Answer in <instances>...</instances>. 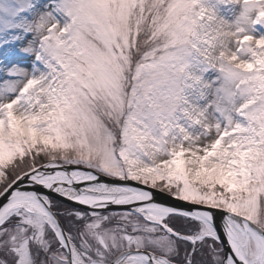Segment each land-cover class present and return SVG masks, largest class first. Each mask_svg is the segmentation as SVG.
<instances>
[{"label":"snow or ice","instance_id":"6c2138e0","mask_svg":"<svg viewBox=\"0 0 264 264\" xmlns=\"http://www.w3.org/2000/svg\"><path fill=\"white\" fill-rule=\"evenodd\" d=\"M0 264H264V0H0Z\"/></svg>","mask_w":264,"mask_h":264}]
</instances>
